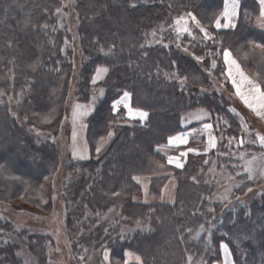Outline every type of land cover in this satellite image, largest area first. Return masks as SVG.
Masks as SVG:
<instances>
[{
  "label": "trees",
  "instance_id": "16d2710c",
  "mask_svg": "<svg viewBox=\"0 0 264 264\" xmlns=\"http://www.w3.org/2000/svg\"><path fill=\"white\" fill-rule=\"evenodd\" d=\"M63 2L0 0V201L34 211L50 208L51 186L65 156L55 138L65 120L66 97L76 74V101L87 103L93 90H105L93 114L85 119L90 157L82 160L68 155L64 167L66 174L75 177L65 181L70 188L65 186L66 193L72 194L74 203L70 222L86 230L87 242L108 246L113 264L123 262L126 250L140 255L144 264H187L189 255L193 262L203 258L207 264H214L222 259L221 242L229 244L235 264H264V192L250 205L243 203L224 211L215 207L211 213L205 199L210 194L206 181L214 165L238 173L233 165L239 167L240 160L233 157V143L229 144L228 138L246 141L243 132L258 129L227 78L222 51L230 50L252 77H264V58L248 43H264V32L254 26L259 15L257 0H241L237 28L218 31L212 19L219 7L222 10L223 0H74L73 25L86 57L77 71L63 53L67 33L57 26L53 14ZM132 3L136 7H131ZM42 5L49 10L40 13ZM186 12H193L222 43L202 44L203 34L195 26L196 40L187 34L177 40L168 25ZM160 26L165 29L163 43L155 42L150 35L153 29L159 32ZM111 45L115 46L113 56L106 57L99 51L101 46L106 51ZM218 51L219 55L207 54ZM196 56L204 60L197 61ZM19 59L22 66L17 63ZM213 59L216 67L211 69ZM97 66H108L110 71L93 86L91 78ZM165 73L187 76L185 86L182 88L178 79H169ZM214 77L223 84V90L215 89ZM125 90L132 94L133 107L149 113L146 122L129 121L123 108L112 113V102ZM230 107L242 114L247 130L229 112ZM200 108L211 113L217 146L205 154L188 155L184 168L178 169L168 164L158 149L183 130L184 115ZM45 117L50 122H45ZM34 128L50 136H40ZM109 131L115 135L97 153L101 137ZM170 171L178 183L174 204L135 200L142 189L134 176H156L151 192L160 194L167 176L158 175ZM238 171L241 173L240 168ZM237 180L244 184L232 199L255 186L246 175L237 176ZM137 220L147 226L144 231L137 229ZM5 225L14 227L11 223ZM200 225L206 230L200 232ZM122 230L126 239H120ZM197 232L200 236L194 239ZM28 236L30 248L35 250L38 244L45 254L46 238ZM18 249L17 242L0 243V264H21Z\"/></svg>",
  "mask_w": 264,
  "mask_h": 264
},
{
  "label": "rangeland",
  "instance_id": "374dc122",
  "mask_svg": "<svg viewBox=\"0 0 264 264\" xmlns=\"http://www.w3.org/2000/svg\"><path fill=\"white\" fill-rule=\"evenodd\" d=\"M74 4V0H64L62 6L60 7L61 11H54L53 14L56 13L58 21L57 26L65 29L67 33V37H65L63 53L67 59L73 61L74 66L76 67L75 70L77 71L81 67L82 62L86 60V57L80 35L78 36L77 28H75L73 25L72 12L74 10ZM219 9L221 10V7H219ZM48 10L49 9L42 5L40 13H45ZM190 26L193 27L194 25H191L190 22ZM69 30L73 37L70 35ZM25 56V54L22 55V57ZM17 63L21 64V66L23 65L21 59H19ZM73 76L74 77L71 81L69 93L66 97L65 120L63 122L59 136L55 138V141L58 143V145L62 147L65 156L62 168L55 175L54 183L51 186L52 203L50 204V208L44 211H34L17 206L14 207L11 204L0 201V219L4 221V223L0 221L2 224L0 227V243H19L20 249H18L16 255L20 258L21 264H42L44 260H48L47 264H107V262H105L103 259V252L106 247L109 249V259L111 264H113L111 260V249L108 246H94V244L87 242L89 239L86 236V230L79 224L72 225L70 222L69 214L72 212L74 203L72 202V194L69 192L66 193L67 185L65 181H73L75 177H73V175L66 174L64 169L66 157L68 155L72 156V145L68 138V130L71 126L73 105L76 103H84L76 101L75 99V84L77 75L75 74ZM212 79L216 81L214 86L215 89L219 91L223 90V84L217 82L215 77ZM95 92H97V89L92 91L91 97ZM231 110L232 108L230 107L229 112L232 113L237 119L243 120L245 123L244 117H242V115H240L237 111L233 113ZM250 119L252 122H256L258 129L243 132L247 140H243L244 143L241 145L239 144V141L242 140L240 137L238 140L232 142L233 145L231 148L234 149L233 152L231 151L232 155H235L233 157L240 160V166L238 167L237 165L233 169L239 172L238 170L240 168V172L243 175H246L244 174V166L246 161L251 160L253 156L261 158V154L264 153V147H261L258 142L252 143V141L256 139L257 133L264 135V125L262 124L263 126H259V120L261 117L251 113ZM33 131L38 133L40 136H50L49 133H41L36 128H34ZM222 137L221 139H223ZM247 145H249L248 149L246 147ZM250 147L251 149L258 148V150L253 151L250 149ZM241 153L244 154L243 158H241ZM260 163L261 160L258 159L256 161L257 166H259ZM230 176L235 177V179H230ZM206 182L207 186L210 188L209 196L205 197V199H207L209 202V206L207 208L208 211L209 209L215 210V207L232 210L235 207H240L242 205L237 202L236 198L232 199L235 196V192L237 191V188L233 186L240 183V181L237 180L236 173L233 174L231 170L227 171L225 167L218 169V167L214 165L210 171V178ZM251 182L255 184V186L252 188L253 191L247 192L246 194L239 197L240 200L244 201L243 205H250L253 199L260 197L264 192V177L257 175V177ZM228 189L231 191H226ZM225 196L228 197L227 201H222L219 199L220 197ZM10 223L14 227H8L5 225H10ZM12 229H14V231ZM23 232H25L26 235H24ZM17 233L20 237L17 235ZM28 235H42L46 238L48 250L45 254L42 247L38 244L35 245V250L30 248L31 245L29 242H27L29 237ZM41 253L43 258H41ZM118 264H122V262H118ZM193 264H199V262H193Z\"/></svg>",
  "mask_w": 264,
  "mask_h": 264
},
{
  "label": "snow or ice",
  "instance_id": "6c2138e0",
  "mask_svg": "<svg viewBox=\"0 0 264 264\" xmlns=\"http://www.w3.org/2000/svg\"><path fill=\"white\" fill-rule=\"evenodd\" d=\"M258 6H259V15L256 18L257 25L264 29V0H257ZM131 7H136L135 3L131 4ZM241 9L242 4L241 0H223V7L222 10H220L218 13L213 14L212 19V25L214 26L215 30H228V29H235L237 28L238 20L241 15ZM57 12H60L61 9L57 8ZM245 18L247 19V13H244ZM194 25L196 29L199 30L200 33L203 35L200 37V42L204 44L206 41H212L213 43H222L221 41H218L214 34L209 32L208 27H205L199 19L192 13L187 12L182 15H178L175 18H173V21L171 24L168 25L170 29H172L176 33L177 40L180 39V37L183 34H187L189 37H191V40L194 41L197 39L196 35L193 32V27L190 26ZM165 31L163 26H160L159 32L157 29H153L151 32V36L153 37V40L157 43H163V37L162 33ZM148 35V34H146ZM160 36V39H157V37ZM191 43V41L189 42ZM249 45H251V48L253 50L259 49L260 50V56L264 58V43H256L254 41H249ZM148 46H151L149 44ZM165 47L168 45L165 44ZM181 45L177 43V47H180ZM144 45H141V48H144ZM100 52H102L106 57H111L115 54V46L111 45L107 48L105 51V48L103 46L99 49ZM184 51L187 52L188 48L184 47ZM223 61L226 65V74L227 78L231 81L232 86L235 88V95L238 96L243 103L251 109L255 114L259 117L264 118V77H261L259 79L250 77L248 74H246L243 69L241 68L240 63L233 58L232 53L227 49L224 48L223 50ZM208 55H219V51L217 53L208 52ZM145 55H147L145 53ZM195 59L197 61H203V56H196ZM175 64V61L172 62ZM216 67V60L213 59L211 62V69H214ZM211 69H209V75H211ZM110 69L108 66H97L94 74L91 78V84L95 86L98 82L102 81L104 77L109 73ZM223 74V73H222ZM165 76L169 79H178L179 84L183 88L185 86V83L188 79L187 76L179 77L176 73H165ZM201 91H204L201 89ZM104 89L100 88L97 92H95L91 98V101L89 104H79L76 103L73 105V111H72V120H73V132H72V156L74 158L79 159H87V142L84 141L82 145H78L77 138H78V132L76 125L79 124V127L81 130L86 129L87 125L82 123L84 118H86L92 111H94L97 101L104 96ZM3 95V92L0 91V96ZM131 96L132 94L128 91H123L122 95L119 96L118 99L114 100L111 104V111L113 114H116L120 111L121 107L125 110V116L129 121H139L141 123L145 122L149 116V113L140 107H133L131 104ZM11 100V97L9 98ZM2 102V101H0ZM233 113H235V109L231 110ZM203 117L200 115L196 116V119H202ZM45 122H50L49 117H45ZM224 124H227V121H224ZM241 126L244 130H247V125L244 124L243 120H241ZM219 127V125H217ZM203 128L205 130H211L213 128V125L210 123H205L203 125ZM115 135L113 131H109L107 133L106 137H101V143L96 148V152L99 153L107 143H109L112 139V137ZM192 135V133H186L181 132L177 133L174 136H170L168 138V145L179 147L181 145H187L189 141V136ZM223 138V137H222ZM54 139V138H53ZM229 144L232 143L233 140H235V137H230ZM259 143L261 147H264V135H261L259 133L256 134V139L252 141V143ZM244 141L240 140L239 144H243ZM217 146V139L214 135L209 132L208 139H207V146L205 147L204 151L208 152L211 149H215ZM196 149L193 148H187L186 151H182L177 156H168L167 157V163L170 165H175L176 168L182 169L184 168V163L182 162V157H187L188 153L196 152ZM224 155H227L225 153ZM243 153H241V158H243ZM260 159L261 163L259 166H257L256 161ZM205 163H208V161H205ZM160 167H163V165H160ZM235 167V165H233ZM211 171V169L209 170ZM244 174L247 176V180L252 181L254 180L257 175L264 177V153L261 154V158H257L256 156H253L251 160L246 161L244 166ZM237 176H240L241 173H236ZM230 179H235V177L230 176ZM192 179L195 181L196 177H192ZM133 180H136L137 183H140V179L138 177H133ZM244 184V181L241 180L240 183L235 184L233 187L239 189ZM175 187V185H173ZM248 192H252V188L247 189ZM226 191H231L230 189ZM113 195H119V193H113ZM147 195V193H146ZM155 198V197H154ZM171 198V197H170ZM161 200H163V194H161L160 197ZM222 201H227L228 197H220ZM236 200L238 203L243 204L244 201L240 200L239 197H236ZM111 211V209H110ZM214 212V209H209V213ZM249 213L246 212L245 215H248ZM137 229L140 231H144L147 226L142 225L139 220L136 221ZM150 230V229H149ZM205 226L200 225V232L205 231ZM107 231V230H106ZM129 231H135L134 229H130ZM191 231V230H189ZM200 232L196 233V236L194 239H198L200 236ZM120 239H126V235L123 232V230L120 233ZM183 239V237H181ZM219 248L223 252V264H235L234 259H231L232 257V251L229 247V244L226 242H221L219 244ZM124 259L122 264H144L143 258L132 251H125L124 252ZM103 259L107 264H111V261L109 259V249L106 247L103 252ZM187 264H193V256L189 255L187 257ZM199 264H207V262L202 258L199 262Z\"/></svg>",
  "mask_w": 264,
  "mask_h": 264
},
{
  "label": "crops",
  "instance_id": "0c3cea01",
  "mask_svg": "<svg viewBox=\"0 0 264 264\" xmlns=\"http://www.w3.org/2000/svg\"><path fill=\"white\" fill-rule=\"evenodd\" d=\"M239 21V20H238ZM238 24V22H237ZM254 26L264 32V29L260 28L258 25H257V21L255 20L254 21ZM224 30V29H223ZM230 51V50H229ZM231 52V51H230ZM232 53V52H231ZM232 56L233 58H235L238 62L239 60L234 56V54L232 53ZM240 63V62H239ZM241 65V63H240ZM241 68L243 69V71L248 74L250 77H252L245 69L244 67L241 65ZM227 75V74H226ZM254 78V77H253ZM230 81V80H229ZM99 83V82H98ZM231 83V81H230ZM232 85V84H231ZM234 88V87H233ZM100 88H97V91L99 90ZM234 92H235V88H234ZM104 93H105V90H104ZM105 95V94H104ZM238 100L241 102L240 104L242 106H244V108H246V110H248V112L252 113L253 115H256L255 112H253L251 109H249L244 103L243 101L238 97ZM92 98V97H91ZM104 98L101 97L97 103H96V106H95V109L97 107V105L99 104V102ZM91 101V100H90ZM90 101L88 103H83L85 105L89 104ZM122 108V107H121ZM232 109H234L233 107H231ZM94 109V110H95ZM236 110V109H235ZM240 115H242L238 110H236ZM94 111H92L86 118H88L91 114H93ZM197 115H200L202 116L203 118L202 119H196V116ZM243 117V116H242ZM82 121V123L86 124L85 123V119ZM212 117H211V113L207 110V109H204V108H200V109H197L195 111H192L190 113H187L186 115H184V117L182 118V126H183V130L181 132H186V133H192V135L189 136V141H188V144L187 145H181L179 147H175V146H170L168 145V143L162 147H160L158 149L159 152H161L162 154H164L166 157L168 156H177L179 155L180 152L182 151H186L187 148H193V149H196L197 151L196 152H191V153H188V155L190 154H205V153H208V152H205L204 149L205 147L207 146V139H208V134L209 132H211L212 135H214L216 137V134H215V130H214V126L211 130H205L203 128V125L205 123H210L213 125L212 121H211ZM245 120V119H244ZM147 121V120H146ZM145 121V122H146ZM240 123H241V119H239ZM260 123L259 124H263L264 125V118L261 117V119L259 120ZM244 122V121H243ZM144 123V122H143ZM246 123V121H245ZM244 123V124H245ZM87 125V124H86ZM73 120H72V117H71V126H70V129L68 130V134H69V141L72 145L73 141H72V132H73ZM248 127V125H247ZM76 128H77V132H78V138H77V143L78 145H82L84 143V141L87 142V128L86 129H83L81 130L80 127H79V124L76 125ZM180 132V133H181ZM217 139V138H216ZM212 150V149H211ZM187 155V157H188ZM87 157L89 158L90 157V148H89V145L87 143ZM187 157H182V162L186 163V159ZM87 158V159H88ZM79 159V158H77ZM82 160H85V159H82ZM171 166H174L175 165H171ZM159 177H163V176H167V179H166V182L160 192V194H153L151 192V185H152V180L153 178H155L156 176H140L138 177L140 179V183H138L142 189V193L141 195H139L138 197L135 198V200L139 203H143V204H154V203H163V204H174L175 203V200H176V192H177V187H178V183H177V179L176 177L174 176V172L173 171H170V172H167V173H164V174H160L158 175ZM136 181V180H135ZM137 182V181H136ZM173 185H175V187H173ZM147 193V195H146ZM161 194H163V200L160 199L161 197ZM155 197V198H154ZM171 197V198H170ZM231 259H233V257H230ZM214 264H223V252H222V259L221 261L219 262H216Z\"/></svg>",
  "mask_w": 264,
  "mask_h": 264
}]
</instances>
